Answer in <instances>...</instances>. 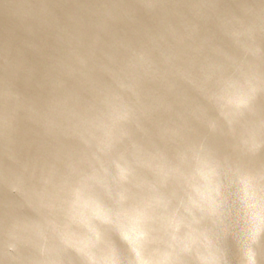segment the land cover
<instances>
[{
	"label": "clouds",
	"instance_id": "obj_1",
	"mask_svg": "<svg viewBox=\"0 0 264 264\" xmlns=\"http://www.w3.org/2000/svg\"><path fill=\"white\" fill-rule=\"evenodd\" d=\"M0 264H264V0H0Z\"/></svg>",
	"mask_w": 264,
	"mask_h": 264
}]
</instances>
